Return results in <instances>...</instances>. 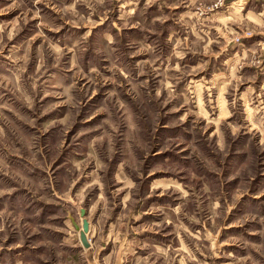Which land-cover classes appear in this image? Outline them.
<instances>
[{
  "label": "rangeland",
  "instance_id": "1",
  "mask_svg": "<svg viewBox=\"0 0 264 264\" xmlns=\"http://www.w3.org/2000/svg\"><path fill=\"white\" fill-rule=\"evenodd\" d=\"M0 264H264V0H0Z\"/></svg>",
  "mask_w": 264,
  "mask_h": 264
},
{
  "label": "water",
  "instance_id": "2",
  "mask_svg": "<svg viewBox=\"0 0 264 264\" xmlns=\"http://www.w3.org/2000/svg\"><path fill=\"white\" fill-rule=\"evenodd\" d=\"M82 216L84 215L83 210L81 211ZM88 231V220L86 218H83L82 220V229L80 230V239L81 242L87 246L88 245V241L86 239V235L85 233Z\"/></svg>",
  "mask_w": 264,
  "mask_h": 264
}]
</instances>
